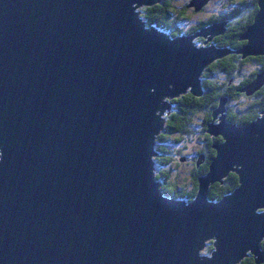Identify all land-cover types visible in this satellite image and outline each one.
<instances>
[{
	"label": "water",
	"instance_id": "95a60500",
	"mask_svg": "<svg viewBox=\"0 0 264 264\" xmlns=\"http://www.w3.org/2000/svg\"><path fill=\"white\" fill-rule=\"evenodd\" d=\"M159 2L0 0V264L264 263V110L237 126L220 98L207 132L222 141L195 195L162 188L168 101L200 95L201 71L228 51L208 45L224 21L146 25L141 7ZM239 40L242 58L264 55V0ZM263 84L264 71L239 90ZM229 173L237 186L210 198Z\"/></svg>",
	"mask_w": 264,
	"mask_h": 264
},
{
	"label": "trees",
	"instance_id": "16d2710c",
	"mask_svg": "<svg viewBox=\"0 0 264 264\" xmlns=\"http://www.w3.org/2000/svg\"><path fill=\"white\" fill-rule=\"evenodd\" d=\"M180 2L181 0H160L159 3L141 7V15H143V19L145 18V24L155 25L171 35L191 33L193 28L192 30H182L176 26L177 19L184 17L185 11L188 10L185 2ZM235 5L236 7L234 6L228 12L225 11L218 16L207 19L208 22H225V32L213 38L212 44L225 48L228 53L220 59L214 60L201 71L200 87L202 93L200 96L196 97L186 92L171 100L172 107H175L176 111L181 110L186 119H168L167 124L164 122L163 131L155 139V150L161 156L167 157L165 161L169 158L174 159V155L168 149L170 145L182 143L181 146L183 147L186 139L195 138L199 147L198 150L203 149L201 153H204V161L198 166L199 172L191 177L193 181L187 190H183L184 186L179 187L177 182L169 177L173 159L169 166L163 167L166 177L162 180V188L167 193H175L182 198H193L197 191L198 175L207 171L210 160L215 155L214 138L206 132V128H208V122L213 121V110L219 107L220 98H227L224 112L225 120L237 126H245L251 123L264 110V84L251 95H248L246 91L239 90L251 83L258 74L264 71V55L242 58L238 52L244 46V41L239 40V35L253 21L257 11V0H237ZM194 42L197 45H202L203 39L197 38L194 39ZM191 112L194 121L196 116L205 117L199 136L187 123ZM217 121H219L218 118L214 120V122ZM174 133H176L175 137L170 138ZM216 139H220V137ZM183 150L184 147L180 151ZM159 177H161L160 174ZM237 184V175L229 173L222 182H214L210 185L209 197L219 199L233 190ZM261 244L264 247V239ZM212 249L213 246L209 241L203 252L210 253ZM251 263H254V259L252 255H249L238 264Z\"/></svg>",
	"mask_w": 264,
	"mask_h": 264
},
{
	"label": "rangeland",
	"instance_id": "374dc122",
	"mask_svg": "<svg viewBox=\"0 0 264 264\" xmlns=\"http://www.w3.org/2000/svg\"><path fill=\"white\" fill-rule=\"evenodd\" d=\"M189 0H181L180 3H184L187 6ZM237 0H210L209 3L205 5V7L199 11H195L192 7H186L188 10L185 11L184 17H181L177 19L176 26L179 29L182 30H189L192 28L191 33L198 32L200 29H203L207 27L210 23L207 21L208 18L218 16L222 12H228L231 8L236 7ZM181 5V4H180ZM180 11V10H179ZM212 22V21H210ZM218 36V35H217ZM214 36L213 38H215ZM203 39V42L206 40V38H203L202 36H195L194 39ZM213 40V39H212ZM212 40L208 43V45L212 44ZM202 42V45H204ZM213 45V44H212ZM167 110L164 113V116L167 118L168 114ZM168 119L165 120V124H167ZM218 123V122H217ZM176 133L172 134L171 137H175ZM194 141L191 143H188L185 146H189L190 149L188 152L180 151L181 148H183L181 145H171L168 149H170V153L174 155V159L171 164V171L169 173V177L174 180V182H177V185L184 186L183 190L189 189L190 184L192 183V174H191V160L187 159L184 161H181L182 157H186L187 153L189 155L196 153V151L199 149L198 145L196 144V139H193ZM186 142H190L189 139L185 140ZM161 158L167 159L165 156H161ZM164 169V168H163Z\"/></svg>",
	"mask_w": 264,
	"mask_h": 264
},
{
	"label": "flooded vegetation",
	"instance_id": "af4514ba",
	"mask_svg": "<svg viewBox=\"0 0 264 264\" xmlns=\"http://www.w3.org/2000/svg\"><path fill=\"white\" fill-rule=\"evenodd\" d=\"M142 16V18H143V15H141ZM147 18V17H146ZM145 19V18H144ZM199 85H200V82H199ZM200 90H201V87H200ZM187 92H189V90H187ZM186 93V92H185ZM190 93V92H189ZM201 93H202V90H201ZM181 94H183V93H181ZM191 95H193L192 93H190ZM180 95V94H179ZM201 95V94H200ZM200 95H193V96H200ZM173 99V98H172ZM172 99H170L168 102H169V104L171 105V107L169 108V109H167V113H169L168 114V117L166 118V119H170V120H173V119H179V120H183V119H186V116L182 113V111L180 112V111H176L175 110V107H172L173 105H172V102H171V100ZM166 113V114H167ZM192 115V112H191V114H190V116H189V120L187 121V123L191 126V128L193 129V131L194 132H196L197 134H198V136H199V133L201 132V128H202V126H203V123H204V120H205V117H202V116H200V117H197L196 116V119H195V121H194V119H193V117L191 116ZM219 119V118H218ZM200 122V123H199ZM212 122V120L210 121V122H208V124L209 123H211ZM217 122H219V121H217ZM217 122H215V123H217ZM207 124V125H208ZM206 132H207V128H206ZM208 133V132H207ZM209 134V133H208ZM209 135H211V134H209ZM212 136V138H214L213 139V142L214 143H220L221 141H222V136H220V135H218V136H214V135H211ZM217 137H220V139H216ZM189 141L190 142H186L185 144H184V150L183 151H185V152H188L189 151V149H190V147L189 146H185V145H187L188 143H191V142H193L194 140L193 139H189ZM200 142H202L201 140H200ZM202 150L203 149H201V150H198L197 151V153H195V154H197L198 156H202V161L198 164V165H196V157L194 156V154H191V155H189V153H187V155H186V157L184 158V160H187V159H189V160H191V164H192V168H191V174H192V176H194L196 173H198L199 172V168H198V166L199 165H201L202 163H203V161H204V153H201L202 152ZM172 154V153H171ZM197 156V157H198ZM173 158H169L167 161H165L166 159H164V158H161V165H159V167H158V171H157V174L159 175L160 174V176H161V179L163 180V178L164 177H166V174H164V172H165V170L163 169V167H166V166H169V164H170V162H171V160H172ZM183 160V161H184ZM163 169V170H162ZM251 264H254V263H251ZM262 264H264V263H262Z\"/></svg>",
	"mask_w": 264,
	"mask_h": 264
},
{
	"label": "bare ground",
	"instance_id": "6f19581e",
	"mask_svg": "<svg viewBox=\"0 0 264 264\" xmlns=\"http://www.w3.org/2000/svg\"><path fill=\"white\" fill-rule=\"evenodd\" d=\"M189 2V1H188ZM220 48H223V47H220ZM225 56V55H224ZM199 78H200V76H199ZM241 90V89H240Z\"/></svg>",
	"mask_w": 264,
	"mask_h": 264
},
{
	"label": "clouds",
	"instance_id": "9594fccd",
	"mask_svg": "<svg viewBox=\"0 0 264 264\" xmlns=\"http://www.w3.org/2000/svg\"><path fill=\"white\" fill-rule=\"evenodd\" d=\"M203 8H204V7H203ZM203 8H202V9H203ZM143 20H144V22H145V19H143ZM149 26H150V25H149ZM259 115H260V114H259Z\"/></svg>",
	"mask_w": 264,
	"mask_h": 264
}]
</instances>
